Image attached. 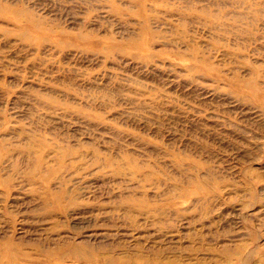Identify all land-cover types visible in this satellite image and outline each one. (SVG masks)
I'll use <instances>...</instances> for the list:
<instances>
[{
	"label": "rangeland",
	"instance_id": "1",
	"mask_svg": "<svg viewBox=\"0 0 264 264\" xmlns=\"http://www.w3.org/2000/svg\"><path fill=\"white\" fill-rule=\"evenodd\" d=\"M0 264H264V0H0Z\"/></svg>",
	"mask_w": 264,
	"mask_h": 264
}]
</instances>
